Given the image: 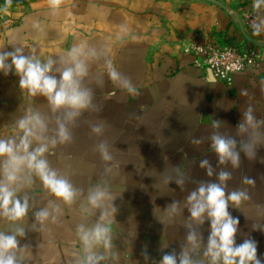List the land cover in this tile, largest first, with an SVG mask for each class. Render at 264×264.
I'll list each match as a JSON object with an SVG mask.
<instances>
[{
    "label": "crops",
    "instance_id": "1",
    "mask_svg": "<svg viewBox=\"0 0 264 264\" xmlns=\"http://www.w3.org/2000/svg\"><path fill=\"white\" fill-rule=\"evenodd\" d=\"M221 1L230 11L203 0H65L53 15L47 0H29L9 6L7 13L0 12V50L11 51L15 43L25 48V54L35 49L46 60L86 39L97 47L106 45L117 68L139 90L138 97L129 96L115 88L105 75L104 86L95 89V103L102 110L85 112L73 130L74 143L58 148L49 157L52 166L68 175L86 195L100 180L104 168L94 147L99 140L108 142L115 166L109 179L110 191L116 197L113 204L118 209L113 238L120 264H145L141 255L145 249L150 259L157 261L164 252L180 251L188 212L169 221L164 209L173 200H180L183 207L187 191L182 192L174 182L167 185L164 177L174 174L173 168L179 166L193 180H214L199 168V161L208 158L213 166L217 162L207 140L200 145H192L190 140L207 137L213 119L223 123L222 131L234 133L242 108L249 103L257 117L264 118L263 68L238 73L228 85L209 68L196 67L193 56L182 50V43L189 40L253 45L232 15L239 16L240 9L250 8L251 0ZM121 25L126 26V32H120ZM247 32L264 41V34ZM91 70L97 73L100 65L93 64ZM18 81L13 73H0V137L13 134L14 121L30 103L49 114L47 101L40 96L29 98L19 89ZM241 90H247L248 95L241 96ZM112 91L116 95L109 97ZM101 121L106 125L104 135L90 134L89 122ZM258 157H264V148ZM242 160L228 186L229 190L247 188L251 199L240 209L229 207V211L239 218L237 244L246 238L254 239L258 257L264 256V231L252 228L264 227V164L259 158L249 162L243 155ZM244 175L254 177L255 186L242 184ZM193 187L194 184L187 185L188 190ZM31 192L38 207L55 199L39 180ZM62 208L60 223H49L44 231H28L21 239L22 245H30L29 264H73L74 254L81 247L76 226L90 224L96 217H85L79 201ZM32 222L30 212L21 223L31 229ZM9 227L10 222L0 219V230ZM201 231L206 242L209 222Z\"/></svg>",
    "mask_w": 264,
    "mask_h": 264
},
{
    "label": "clouds",
    "instance_id": "2",
    "mask_svg": "<svg viewBox=\"0 0 264 264\" xmlns=\"http://www.w3.org/2000/svg\"><path fill=\"white\" fill-rule=\"evenodd\" d=\"M65 0H47L53 15L57 14ZM13 0H5L0 12L7 13ZM256 16L251 20L253 35L264 34V0H252ZM38 28L39 24L34 23ZM120 26V32H126ZM11 51L0 50V73L19 77L18 87L29 98L43 97L47 101L49 114L41 112L30 103L13 123V134L0 137V219L10 222L8 230H0V264H29L30 245L21 244L28 231H44L46 226L60 223L62 205L72 206L80 202V211L85 217H96L90 223L76 226L80 250L75 253L73 264H120V252L116 250L113 238V223L117 207L116 197L110 191L109 177L113 173L114 157L106 140H99L94 150L104 164L100 180L87 190L76 187L68 175L52 166L50 156L60 147L74 143V128L85 112H100L102 106L95 103V89L108 80L129 96L138 97L139 90L132 79L122 73L110 56L108 47H97L83 39L74 43L56 58L42 60L32 49L25 54V48L12 43ZM99 64L101 70L92 73V65ZM264 91V88H262ZM116 95L115 91L108 96ZM241 90V96H247ZM212 131L207 137H193L192 145L208 141L216 156V166L208 158L199 161V168L214 180H193L190 173L173 168L174 174L164 177V183L174 182L180 190L187 191L183 201L173 200L164 212L169 221L188 212L183 227L185 236L180 251L164 252L157 261L150 259L146 249L141 255L145 264H264V256L258 257V244L246 238L237 244L239 218L233 217L229 207L240 209L251 199L247 188L229 190L228 182L233 171L241 167L243 158L249 162L264 164V157L258 152L264 148V118H258L249 103L242 108L241 120L234 133L222 131L223 123L212 120ZM90 134L104 135V122H89ZM70 158V157H68ZM55 199L38 207L32 194L36 181ZM194 184L191 190L187 185ZM244 185L255 186L254 177L244 175ZM31 212V229L21 223ZM209 222V234L205 242L201 231ZM162 222V221H161ZM163 223V222H162ZM253 230L264 231V227L253 225ZM166 248V247H165ZM163 251V249H161Z\"/></svg>",
    "mask_w": 264,
    "mask_h": 264
},
{
    "label": "built area",
    "instance_id": "3",
    "mask_svg": "<svg viewBox=\"0 0 264 264\" xmlns=\"http://www.w3.org/2000/svg\"><path fill=\"white\" fill-rule=\"evenodd\" d=\"M249 3L250 8L240 9L239 17L244 27L252 32L251 20L255 18L256 13L252 9V0ZM182 50L193 56V64L196 67L209 68L216 78L228 85L233 83L234 76L238 73L259 67L264 69L263 48L255 45H222L210 40H189L182 43Z\"/></svg>",
    "mask_w": 264,
    "mask_h": 264
},
{
    "label": "water",
    "instance_id": "4",
    "mask_svg": "<svg viewBox=\"0 0 264 264\" xmlns=\"http://www.w3.org/2000/svg\"><path fill=\"white\" fill-rule=\"evenodd\" d=\"M29 0H13V3L11 6L14 5H20L23 4L25 2H27ZM212 4H215L217 6H219L220 8L226 10V11H230L229 7L224 4L221 0H203ZM1 3H5V0H0ZM234 16V18L236 19L237 23L239 24V27L241 29L242 34L244 35V37L253 45L255 46H259V47H264V41L262 40H258L255 39L250 33L247 32V30L245 29L240 17L236 14H232Z\"/></svg>",
    "mask_w": 264,
    "mask_h": 264
}]
</instances>
